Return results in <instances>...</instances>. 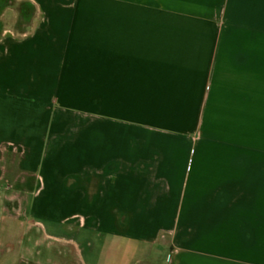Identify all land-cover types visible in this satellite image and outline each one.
I'll use <instances>...</instances> for the list:
<instances>
[{"label": "crops", "instance_id": "0c3cea01", "mask_svg": "<svg viewBox=\"0 0 264 264\" xmlns=\"http://www.w3.org/2000/svg\"><path fill=\"white\" fill-rule=\"evenodd\" d=\"M0 22V187L47 236L81 264H264V0H10Z\"/></svg>", "mask_w": 264, "mask_h": 264}, {"label": "rangeland", "instance_id": "374dc122", "mask_svg": "<svg viewBox=\"0 0 264 264\" xmlns=\"http://www.w3.org/2000/svg\"><path fill=\"white\" fill-rule=\"evenodd\" d=\"M9 1L0 0V9ZM15 195L13 187H0V264H81L75 245L47 236L38 221L48 227L53 223L33 215Z\"/></svg>", "mask_w": 264, "mask_h": 264}]
</instances>
